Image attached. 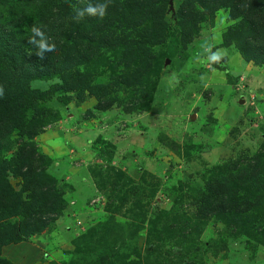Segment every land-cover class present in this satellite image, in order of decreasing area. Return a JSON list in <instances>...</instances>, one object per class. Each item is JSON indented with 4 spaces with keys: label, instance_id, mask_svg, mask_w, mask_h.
Segmentation results:
<instances>
[{
    "label": "rangeland",
    "instance_id": "rangeland-1",
    "mask_svg": "<svg viewBox=\"0 0 264 264\" xmlns=\"http://www.w3.org/2000/svg\"><path fill=\"white\" fill-rule=\"evenodd\" d=\"M181 2L173 0L166 22ZM241 22L243 15L220 8L202 18L185 44L170 31L166 44L153 50L150 63L160 71L148 73L155 85L147 107L130 109L132 93L118 78L129 72L124 64L94 81L112 101L108 108L98 109L94 96L45 104L58 119L33 142L51 158L48 172L70 186L66 208L42 234L2 247V256L13 264H70L74 240L105 224L104 234L118 244L116 264H264V185H241V201L254 208L233 224L199 216L196 202L209 181L249 165L264 149V63L236 47V35L246 29ZM10 138L12 146L0 150L8 160L15 141L24 140ZM13 169L6 174L18 190ZM114 181L120 199L127 196L123 202L115 198Z\"/></svg>",
    "mask_w": 264,
    "mask_h": 264
},
{
    "label": "trees",
    "instance_id": "trees-1",
    "mask_svg": "<svg viewBox=\"0 0 264 264\" xmlns=\"http://www.w3.org/2000/svg\"><path fill=\"white\" fill-rule=\"evenodd\" d=\"M97 3L108 4L103 18L85 12L78 19L80 11ZM220 8H228L232 16L243 15L240 27L246 29L233 33L243 31L236 35L235 45L248 60L264 63V0H182L174 22L165 18L169 0H0V150L12 146V134L24 139L15 141L9 160L0 154V264H13L2 256V247L42 234L66 208L64 195L70 186L48 172L52 160L33 142L58 119L57 110L45 104L55 100L65 105L71 96L81 103L94 96L98 109L108 108L112 101L105 99L106 90L94 81L124 64L129 72L118 78L132 93L130 109L147 107L145 98L155 85L148 73L157 77L160 71V64L150 63L156 58L154 47L164 46L172 30L177 32L180 44H185L202 18ZM100 10L102 7H98ZM33 27L55 45L54 51L29 42ZM132 60L135 65L130 69ZM40 82L55 83L45 90L32 87ZM13 166V177L21 181L18 190L6 174ZM244 182L264 185V149L252 156L249 165L208 182L207 192L196 198L199 216L213 215L233 224L234 217L254 208L247 206L251 204L247 198L241 201ZM112 185L118 190L115 181ZM122 193L118 190L115 197L120 202L127 197L120 199ZM103 225L90 228L74 240L70 264L117 263L118 244L104 234ZM110 237L111 241L106 240Z\"/></svg>",
    "mask_w": 264,
    "mask_h": 264
},
{
    "label": "clouds",
    "instance_id": "clouds-1",
    "mask_svg": "<svg viewBox=\"0 0 264 264\" xmlns=\"http://www.w3.org/2000/svg\"><path fill=\"white\" fill-rule=\"evenodd\" d=\"M98 7H102L103 10L98 11ZM107 7H108L107 3H97L96 6H92L90 4L87 7V9H85L84 11H80L78 13V19L83 18L85 12L88 15H91V16H97L98 15L100 18H103L105 16ZM32 33H33V36L29 40L30 43H39L40 48L42 50H47V51H50V52L55 50V45L54 44H49L47 42V38L44 37V33L41 32L39 28L33 27L32 28ZM36 36H40L41 40L37 42L35 40ZM215 59H219V57H216ZM2 94H3V89H0V95H2Z\"/></svg>",
    "mask_w": 264,
    "mask_h": 264
},
{
    "label": "crops",
    "instance_id": "crops-1",
    "mask_svg": "<svg viewBox=\"0 0 264 264\" xmlns=\"http://www.w3.org/2000/svg\"><path fill=\"white\" fill-rule=\"evenodd\" d=\"M82 180L83 181H80V183H79L80 186H81V189H83L85 187V185L87 184L88 178L87 177H84Z\"/></svg>",
    "mask_w": 264,
    "mask_h": 264
},
{
    "label": "water",
    "instance_id": "water-1",
    "mask_svg": "<svg viewBox=\"0 0 264 264\" xmlns=\"http://www.w3.org/2000/svg\"><path fill=\"white\" fill-rule=\"evenodd\" d=\"M169 10H173V0H169Z\"/></svg>",
    "mask_w": 264,
    "mask_h": 264
}]
</instances>
